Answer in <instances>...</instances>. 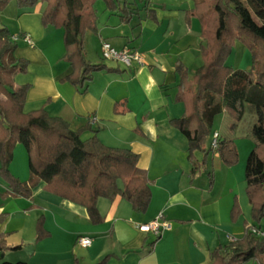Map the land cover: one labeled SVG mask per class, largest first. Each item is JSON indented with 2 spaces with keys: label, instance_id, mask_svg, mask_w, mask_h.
I'll use <instances>...</instances> for the list:
<instances>
[{
  "label": "crops",
  "instance_id": "crops-1",
  "mask_svg": "<svg viewBox=\"0 0 264 264\" xmlns=\"http://www.w3.org/2000/svg\"><path fill=\"white\" fill-rule=\"evenodd\" d=\"M123 3L126 13L121 11ZM117 6L110 11L103 1L94 3L97 31H86L84 52L87 61L105 67L92 73L85 88L65 80L72 67L63 59V30L43 25L44 3L19 9L14 0L9 1L0 10V27L12 35L28 34L32 41L19 38L14 51L28 64L25 72L12 77L15 86H29L23 111L44 109L66 121L72 131L89 125L96 131H84L81 139L95 134L106 146L137 153L138 167L149 180V206L140 213L119 196L100 197L97 208L102 220L93 222L84 206L47 191L44 182L32 188L30 197H23L10 195L0 178V261L208 264L211 250L240 238L245 225L253 223L242 173L244 156L254 146L251 140L241 139L238 126L219 131L220 140L232 139L236 145L234 172L215 151L205 158L195 152L191 163L186 138L170 124L184 111L177 99L181 85L176 66L183 64L191 76L202 64L200 26L196 18L187 16L193 1L117 0ZM121 14L129 15V21H120ZM102 40L117 49L138 51L143 65L126 68L102 60ZM234 46L241 56L245 54L243 44L235 41ZM9 170L28 182L27 152L20 143L14 145ZM234 200L241 210L236 221L230 216ZM160 213L170 228L155 240L138 225ZM39 220L43 235L37 239ZM259 226L264 228V219ZM79 236L90 237L91 245L80 246Z\"/></svg>",
  "mask_w": 264,
  "mask_h": 264
},
{
  "label": "trees",
  "instance_id": "trees-1",
  "mask_svg": "<svg viewBox=\"0 0 264 264\" xmlns=\"http://www.w3.org/2000/svg\"><path fill=\"white\" fill-rule=\"evenodd\" d=\"M9 1L0 0V10ZM14 1L19 9L44 3L43 25L62 28L63 59L72 67L71 74L65 78L70 84L85 88L92 73L105 67L103 63L87 61L84 52L86 31H97L96 0ZM101 1L110 11L118 7L117 0ZM192 1L193 8L187 16L196 18L200 26L202 64L191 76L183 64L176 66L181 85L177 99L183 103L184 111L170 120L186 138L190 162L194 163L195 152L203 153L205 158L209 151H215L226 166L236 163L238 153L232 139H219L215 150L206 148L214 117L228 110L238 122L245 105H251L256 115L250 129L254 146L244 168L245 194L253 223L245 225L240 238L211 250L208 264L249 261L264 264V236L257 237L249 231L251 227L261 228L259 224L264 219V0ZM121 11H128L126 3ZM120 21L128 22L129 15L121 14ZM12 36L6 27H0V178L7 184V192L12 196L30 197L32 188L44 182L43 188L47 191L84 206L93 222L102 220L97 208L100 197L112 200L119 196L134 211L145 212L151 192L146 171L138 167L137 153L106 146L95 134L81 139L84 131H96L89 125L72 131L66 121L50 116L44 109L23 111L29 86H15L12 77L25 72L28 64L14 56L17 41ZM235 41L251 53L249 70L232 69L225 63ZM16 143L27 152V183L18 180L9 170ZM240 214L238 202L234 200L231 220L236 221ZM40 225L39 220L37 239L43 235ZM0 264L27 263L0 261Z\"/></svg>",
  "mask_w": 264,
  "mask_h": 264
},
{
  "label": "built area",
  "instance_id": "built-area-1",
  "mask_svg": "<svg viewBox=\"0 0 264 264\" xmlns=\"http://www.w3.org/2000/svg\"><path fill=\"white\" fill-rule=\"evenodd\" d=\"M12 40L17 41L19 38L24 40L28 44H32L31 38L28 34L13 35ZM101 58L104 61H115L124 65L126 68H130L133 65L142 66L143 60L138 51L124 47L122 49L115 48L107 40H102L100 43ZM219 133L214 131L211 135L210 148L215 150L218 147ZM170 228V223L164 219L163 214H158L153 220L138 225V229L151 234L155 240L160 238L164 231ZM257 237L264 236V229L251 227L249 230ZM77 243L82 247H89L92 243V239L88 236H79Z\"/></svg>",
  "mask_w": 264,
  "mask_h": 264
},
{
  "label": "rangeland",
  "instance_id": "rangeland-1",
  "mask_svg": "<svg viewBox=\"0 0 264 264\" xmlns=\"http://www.w3.org/2000/svg\"><path fill=\"white\" fill-rule=\"evenodd\" d=\"M100 4H102V3L100 2ZM225 63L227 66L232 67V69L249 70L250 65H251V53L248 49H246L245 54L243 56H241L240 51L237 50V48L233 45L232 51L229 55H227ZM255 119H256V115H255L254 109L251 105H245L243 117L238 122H236L233 119L232 115L229 113L228 110H223L221 113L217 114L214 117L210 134L207 136V139H206V147L211 150L210 140H211V135L214 131L219 133V131L226 129V127L230 128V129H235L237 126H238L237 132L242 134L241 139L242 140H244V139L251 140V142L254 144V141L251 137V132H250L251 128L250 127L255 122ZM237 124H239V125H237ZM236 150H237V148H236ZM249 152H247V153L249 154ZM248 154L246 156H244L245 159H247ZM220 161L222 164L226 165L221 159H220ZM245 162H246V160H244V162L242 163L243 164V166H242L243 176H244ZM237 163H238V160L236 163L230 165V167L231 166L234 167V172H236V170H237V167H236ZM245 200L247 201V199H245ZM245 264H258V262L257 261H249V262H246Z\"/></svg>",
  "mask_w": 264,
  "mask_h": 264
}]
</instances>
